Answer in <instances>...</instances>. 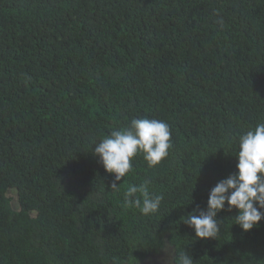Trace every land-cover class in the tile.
<instances>
[{
    "label": "trees",
    "instance_id": "obj_1",
    "mask_svg": "<svg viewBox=\"0 0 264 264\" xmlns=\"http://www.w3.org/2000/svg\"><path fill=\"white\" fill-rule=\"evenodd\" d=\"M133 118L165 121L172 147L115 190L92 150ZM258 122L264 0H0V264L171 262L165 242L194 264H264V220L244 232L226 205L208 240L182 221ZM145 181L164 197L148 217L123 202Z\"/></svg>",
    "mask_w": 264,
    "mask_h": 264
},
{
    "label": "clouds",
    "instance_id": "obj_2",
    "mask_svg": "<svg viewBox=\"0 0 264 264\" xmlns=\"http://www.w3.org/2000/svg\"><path fill=\"white\" fill-rule=\"evenodd\" d=\"M216 15L219 16V12ZM217 22L223 26L222 18ZM94 146L92 154L98 157L107 173L114 175L111 187L119 190L117 182L124 181L132 171L134 157L142 154L147 166L155 168L169 155L170 126L155 118H133L129 126L113 130ZM235 156L237 171L210 190L206 208L197 206L182 219L194 230L197 239H216L220 233L217 215L226 205L229 212L237 210L234 224L244 232L258 227L264 220V122H258L240 135ZM163 199L162 194L149 191L147 181L130 184L123 193L124 204L138 209L146 217L157 214ZM162 250L171 257V264H194L192 255L178 253L167 242Z\"/></svg>",
    "mask_w": 264,
    "mask_h": 264
},
{
    "label": "flooded vegetation",
    "instance_id": "obj_3",
    "mask_svg": "<svg viewBox=\"0 0 264 264\" xmlns=\"http://www.w3.org/2000/svg\"><path fill=\"white\" fill-rule=\"evenodd\" d=\"M148 261H150V263H152V264H171V262L168 258H166L164 261H162L161 257H158L155 259L151 258V260H148Z\"/></svg>",
    "mask_w": 264,
    "mask_h": 264
}]
</instances>
